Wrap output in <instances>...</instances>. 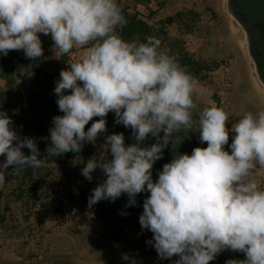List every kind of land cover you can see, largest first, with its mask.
Returning a JSON list of instances; mask_svg holds the SVG:
<instances>
[{
	"label": "clouds",
	"instance_id": "1",
	"mask_svg": "<svg viewBox=\"0 0 264 264\" xmlns=\"http://www.w3.org/2000/svg\"><path fill=\"white\" fill-rule=\"evenodd\" d=\"M127 22L118 0H0V56L23 51L29 60L42 57L40 34L51 37L56 59L82 50L56 81L63 115L53 117L47 157L95 145L114 113L134 143L126 145L122 132L107 135L101 153L83 162L81 175L89 182L97 169L105 177L91 191L89 208L125 194L127 207L136 206L137 196L148 193L139 223L153 234L146 243L160 259L210 264L231 251L245 259L226 264H264V109L244 112L229 129L230 113L198 105V79L159 38L122 37ZM13 125L0 111V188L6 176L44 166L35 139L22 138ZM181 132L198 133L207 147L180 153ZM150 136L155 143L146 145ZM170 145L173 159L154 180V165ZM122 259L137 264L128 254Z\"/></svg>",
	"mask_w": 264,
	"mask_h": 264
},
{
	"label": "trees",
	"instance_id": "2",
	"mask_svg": "<svg viewBox=\"0 0 264 264\" xmlns=\"http://www.w3.org/2000/svg\"><path fill=\"white\" fill-rule=\"evenodd\" d=\"M118 3L122 6L123 14L128 21L121 31L124 39L131 40L139 37L141 41H144L146 36L155 35L161 40L162 48L168 54L175 56L178 63L199 82L206 81L209 73L217 71L218 65H209L205 61L196 59L185 48L183 39L170 36L168 27L173 25H178L179 29L186 33L193 32L192 25L185 20L184 12L159 21L157 25H152L142 18L138 11L131 12L126 5ZM192 13L198 17L195 11ZM40 38L44 55L36 60L26 59L23 51H10L6 57L0 56V79L5 82L4 89H0V111L8 113L14 122L15 130L22 138L35 139L41 153L39 158L44 159V166L39 169H29L19 175L6 176L4 187L0 188V236L9 231L12 232L8 226L15 221L14 211L10 205L13 198L24 205L53 206L62 219L67 212L65 208H70V211L79 208L86 211L96 222L116 232H121L124 226L134 225L144 252L159 264H174L179 257L162 260L158 257L156 250L146 243L152 239L153 234L141 228L139 216L143 212V201L149 195L148 193L139 194L137 205L132 207H127L126 194L115 202L104 200L91 208L88 206L91 191L102 183L105 177L101 170L97 169L93 173V180L89 182L81 175L83 162L93 155H99L96 146L105 141L107 135L122 132L125 135L126 145L134 143L131 130L123 125L115 124L114 113H109L106 117L107 132L98 138L95 145L85 143L78 154L67 153L54 158L47 157L46 148L50 144L49 129L53 126V117L63 115L56 104L58 97L54 94V88L56 81L60 78V71L68 68V57L59 61L50 60L48 51L53 41L43 34H40ZM96 119L99 118H94V121ZM91 123L86 126V130L91 127ZM179 135L184 141L177 146V151L179 150L182 154L190 155L196 147H207V144L200 143L199 134L196 132H181ZM152 143H155V140L150 136L146 145ZM23 151L26 155L31 154L27 148ZM172 159L173 151L170 145L165 149L163 159L154 165L152 170L154 180L158 179V172L162 170L163 165L171 162ZM229 259L243 260L245 256L239 252L224 251L213 260L212 264H226Z\"/></svg>",
	"mask_w": 264,
	"mask_h": 264
},
{
	"label": "rangeland",
	"instance_id": "3",
	"mask_svg": "<svg viewBox=\"0 0 264 264\" xmlns=\"http://www.w3.org/2000/svg\"><path fill=\"white\" fill-rule=\"evenodd\" d=\"M118 2L131 12L138 11L152 25L179 12L186 14L185 20L193 32L186 33L178 25L169 26L168 31L171 37L183 39L185 48L196 59L218 65L206 81L199 82L196 102L201 108L221 106L230 113L229 129L244 112L264 109V84L250 53L248 35L233 15L228 0ZM69 59L76 58L73 55ZM103 143L96 146L99 154ZM225 150L230 152V147L225 146ZM4 159L0 157V162ZM259 179L264 181V177ZM10 205L15 221L8 226L12 232L0 236V264H130L122 259V254L135 258L137 264H159L143 251L134 225L116 232L79 208H65L62 219L53 206L24 205L15 198Z\"/></svg>",
	"mask_w": 264,
	"mask_h": 264
},
{
	"label": "water",
	"instance_id": "4",
	"mask_svg": "<svg viewBox=\"0 0 264 264\" xmlns=\"http://www.w3.org/2000/svg\"><path fill=\"white\" fill-rule=\"evenodd\" d=\"M228 4L248 35L250 53L264 84V0H228Z\"/></svg>",
	"mask_w": 264,
	"mask_h": 264
},
{
	"label": "crops",
	"instance_id": "5",
	"mask_svg": "<svg viewBox=\"0 0 264 264\" xmlns=\"http://www.w3.org/2000/svg\"><path fill=\"white\" fill-rule=\"evenodd\" d=\"M50 39H51V37L50 36H48ZM52 45H53V42L51 43V45L49 46V51H48V58L50 59V60H53V61H59L60 59H56L55 57H54V53H53V51L51 50L52 49ZM74 56H75V58H79L81 55H82V50H75L74 51V54H73ZM219 80H220V77H219ZM0 85H1V87H2V89H4V86H5V82L2 80V79H0ZM222 86H220L219 85V88H221ZM219 107H221V106H219ZM222 108V107H221Z\"/></svg>",
	"mask_w": 264,
	"mask_h": 264
}]
</instances>
